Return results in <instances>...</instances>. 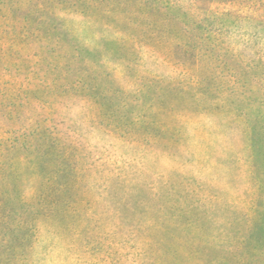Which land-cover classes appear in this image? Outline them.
Segmentation results:
<instances>
[{
    "label": "rangeland",
    "instance_id": "obj_1",
    "mask_svg": "<svg viewBox=\"0 0 264 264\" xmlns=\"http://www.w3.org/2000/svg\"><path fill=\"white\" fill-rule=\"evenodd\" d=\"M0 264H264V0H0Z\"/></svg>",
    "mask_w": 264,
    "mask_h": 264
}]
</instances>
